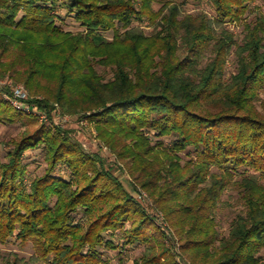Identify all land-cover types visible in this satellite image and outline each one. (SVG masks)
<instances>
[{
    "label": "trees",
    "instance_id": "trees-1",
    "mask_svg": "<svg viewBox=\"0 0 264 264\" xmlns=\"http://www.w3.org/2000/svg\"><path fill=\"white\" fill-rule=\"evenodd\" d=\"M160 1L0 0V77L23 83L35 97L28 103L50 118L32 127L33 114L0 90V124L25 127L0 162V263L15 238L34 255L5 264H114L109 251L127 264L136 246L144 251L134 264H264V16L246 21L258 0H193L208 1L213 17L173 1L156 11ZM65 18L81 30H66ZM229 23H244L242 44ZM233 52L238 70L226 79ZM56 105L98 124L133 163L132 191L148 192L181 254L173 231L104 159L56 124ZM37 150L46 169L31 177L25 158ZM235 187L245 213L221 238L216 212Z\"/></svg>",
    "mask_w": 264,
    "mask_h": 264
},
{
    "label": "rangeland",
    "instance_id": "rangeland-1",
    "mask_svg": "<svg viewBox=\"0 0 264 264\" xmlns=\"http://www.w3.org/2000/svg\"><path fill=\"white\" fill-rule=\"evenodd\" d=\"M173 1L176 4H184V10L190 14H197L198 12H205L209 14V16L213 17L214 8L208 1L196 2L193 0H161L156 3L155 10L159 11L165 2ZM58 13L62 16L64 13L61 9L58 10ZM264 16V0H258L252 5V12L247 16L246 21L249 23H254L258 15ZM63 26L68 31L78 32L81 29L77 24H75L71 19L65 18ZM135 26H140L147 34L151 33V28L148 24H139L136 23ZM228 28L235 33L237 36V41L239 44H242L245 27L244 23H229ZM105 36L109 39L113 38V33H107ZM211 53L207 52V57L205 64L210 60ZM237 58L235 53L233 52L227 61V73L226 79L231 78L233 74L237 73ZM97 70L100 74H102L106 80H111L113 74L110 70L105 69L102 66H97ZM0 79L11 82L15 85H22L25 87L23 83H14L9 77ZM29 94V100L35 99V97L31 96L29 90L25 87ZM0 90H4L3 99L7 101L6 90L7 88H1ZM10 91V89H8ZM42 96L36 97V99H41ZM8 102V101H7ZM9 103V102H8ZM35 107V106H33ZM36 108V107H35ZM46 114L45 112H41L38 108L35 110V114L33 117L37 121L32 127H37L39 125L47 124L50 120L49 115L47 114V121H41V116L38 114ZM94 112L88 113L87 116L93 115ZM53 118L56 124L62 126L66 130L73 131L72 135L76 141H78L84 148V150L91 154L100 155L108 168H111L116 176L121 178L122 182L125 184L127 189L134 193L137 199L152 213L157 216V221L160 226H162L167 231H173L170 229V225L161 211L157 210V206L145 190L139 188V192L132 191L133 182H129L128 177L130 174V169L133 166V163L128 160H121L118 154L110 148L108 144L104 142L101 138L98 131V124L91 122L90 119L79 116H72L70 114H65L62 108L59 105L55 106V110L53 111ZM25 130L23 124H14V125H6L0 124V162H5L7 159V152L9 151L8 142L12 139L18 138L22 132ZM169 140H166V146H170L168 144ZM180 157L182 158V164H185L188 160H190V155L185 153H180ZM26 162L29 167V175L31 177L40 176L44 174L46 169V162L44 161V153L41 150L30 151L27 153ZM128 180V181H127ZM133 180V179H132ZM264 184V179L261 181ZM222 203L216 212L217 216V229L220 232V237L224 238L229 235V231L231 228V224L237 215L245 213V208L241 201L240 190L235 188H229L222 196ZM172 237L174 239V244L176 246V253L181 254L180 243L177 241V236L175 232H172ZM115 242H119V238H115ZM144 251L143 246L132 247L130 250H127L123 257L127 264H134V261L138 259ZM2 253V262L0 264H5L8 261H12V258L15 254H17L20 258H24L26 260H30L34 255V249L31 244L23 245L15 238H12L8 244L3 245L1 247ZM262 258H264V250L261 253ZM119 252L118 251H109L106 254V258L110 259L114 264L119 262ZM37 264H46L44 262H39Z\"/></svg>",
    "mask_w": 264,
    "mask_h": 264
},
{
    "label": "built area",
    "instance_id": "built-area-1",
    "mask_svg": "<svg viewBox=\"0 0 264 264\" xmlns=\"http://www.w3.org/2000/svg\"><path fill=\"white\" fill-rule=\"evenodd\" d=\"M0 87L10 89V93L6 94L7 101L17 110L29 114H35L36 108L28 103L29 94L24 86L15 85L11 82L0 79ZM41 116V121H47V114H38Z\"/></svg>",
    "mask_w": 264,
    "mask_h": 264
}]
</instances>
